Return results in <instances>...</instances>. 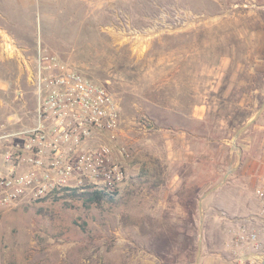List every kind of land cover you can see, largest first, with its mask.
Returning <instances> with one entry per match:
<instances>
[{
    "label": "rangeland",
    "instance_id": "374dc122",
    "mask_svg": "<svg viewBox=\"0 0 264 264\" xmlns=\"http://www.w3.org/2000/svg\"><path fill=\"white\" fill-rule=\"evenodd\" d=\"M40 53L119 103L105 142L123 180L113 202L72 196L87 187L0 208V264H231L226 210L178 211L160 158L166 135L187 125L225 141L220 159L248 118L264 126V0H0V125L10 130L34 122ZM202 104L195 127L186 115Z\"/></svg>",
    "mask_w": 264,
    "mask_h": 264
},
{
    "label": "built area",
    "instance_id": "2783aa9c",
    "mask_svg": "<svg viewBox=\"0 0 264 264\" xmlns=\"http://www.w3.org/2000/svg\"><path fill=\"white\" fill-rule=\"evenodd\" d=\"M6 45L18 56L12 41ZM31 80L33 124L13 130L0 125V208L41 200L62 189L90 187L114 195L123 173L110 164L113 152L105 138L115 139L119 103L104 86L53 56H36ZM115 151L117 161L123 150ZM253 194L251 214L232 218L222 213L231 264H264V185Z\"/></svg>",
    "mask_w": 264,
    "mask_h": 264
},
{
    "label": "crops",
    "instance_id": "0c3cea01",
    "mask_svg": "<svg viewBox=\"0 0 264 264\" xmlns=\"http://www.w3.org/2000/svg\"><path fill=\"white\" fill-rule=\"evenodd\" d=\"M206 108L204 104L195 106L186 115L187 122L201 126ZM187 126L176 134L166 135L160 158L165 169L162 177L167 179L164 187L176 209L196 211L197 216L200 209L212 203L226 210L228 217L251 214L256 207L253 191L264 185V126L248 118L244 128L230 141L222 159L218 155L226 147L225 141L213 144L203 131ZM219 180H226L227 184L222 185ZM218 218L224 221L220 215Z\"/></svg>",
    "mask_w": 264,
    "mask_h": 264
},
{
    "label": "trees",
    "instance_id": "16d2710c",
    "mask_svg": "<svg viewBox=\"0 0 264 264\" xmlns=\"http://www.w3.org/2000/svg\"><path fill=\"white\" fill-rule=\"evenodd\" d=\"M72 196L78 197L85 205H99L104 202H113L115 200L114 196L101 191H87L77 193V191H72Z\"/></svg>",
    "mask_w": 264,
    "mask_h": 264
}]
</instances>
